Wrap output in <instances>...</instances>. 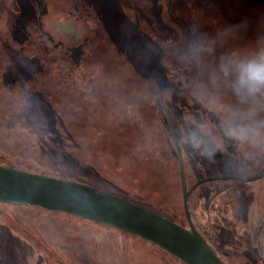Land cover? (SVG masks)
<instances>
[{"label": "rangeland", "instance_id": "obj_1", "mask_svg": "<svg viewBox=\"0 0 264 264\" xmlns=\"http://www.w3.org/2000/svg\"><path fill=\"white\" fill-rule=\"evenodd\" d=\"M258 50L264 0H0V164L85 183L184 223L159 96L171 89L165 107L189 156L195 127L179 128L175 101L239 104L228 92L208 95L207 73ZM257 133L255 144L227 140L229 157L198 153L186 165L209 159L221 166L209 177H253L264 171V127ZM191 195L193 220L225 264H264V179L208 182ZM0 210V264H181L66 214Z\"/></svg>", "mask_w": 264, "mask_h": 264}, {"label": "water", "instance_id": "obj_2", "mask_svg": "<svg viewBox=\"0 0 264 264\" xmlns=\"http://www.w3.org/2000/svg\"><path fill=\"white\" fill-rule=\"evenodd\" d=\"M169 6L168 2L167 10ZM161 107L177 154L186 227L91 185L28 172L5 164H0V203L62 212L95 222L157 247L182 264H224L214 247L195 228L188 209V197L203 183L226 180L249 183L264 179V171L250 178H205L187 189L180 145L162 102Z\"/></svg>", "mask_w": 264, "mask_h": 264}, {"label": "clouds", "instance_id": "obj_3", "mask_svg": "<svg viewBox=\"0 0 264 264\" xmlns=\"http://www.w3.org/2000/svg\"><path fill=\"white\" fill-rule=\"evenodd\" d=\"M220 72L226 78L231 77L232 93L240 105L246 106V110L233 109L213 100L212 107L215 111L227 113L224 134L240 143H257V129L264 127V119H257L258 113L264 111V50L222 63ZM206 135H209L207 130L197 125L189 133V140L196 147L205 145L203 154L211 157L214 152L207 147L204 139Z\"/></svg>", "mask_w": 264, "mask_h": 264}, {"label": "flooded vegetation", "instance_id": "obj_4", "mask_svg": "<svg viewBox=\"0 0 264 264\" xmlns=\"http://www.w3.org/2000/svg\"><path fill=\"white\" fill-rule=\"evenodd\" d=\"M207 74H208L207 80L203 86V89L205 88V86H207V88L210 90V92H208V95L213 94V96H214L218 92H228V96L230 93L233 94L231 91V88H230V80L231 79L228 81L227 78L224 77L223 74L219 70H215L214 67H212L211 71H209ZM227 85H229V86H227ZM170 90L171 89H169V88H165L161 92V94L159 96L160 107H161V102H162L163 106L165 107V101L167 99V95L169 96V94H170ZM196 95H197L196 96L197 100L201 101V99H202V98H200L201 96L198 93ZM202 100H204V99H202ZM171 102H172V100H171ZM208 103H210V102H208ZM208 103L205 106L203 101H201V102H199V104L197 103V105H193V106L191 105L190 106L191 108H188L186 106L183 107L182 100L179 99V100L175 101L176 112L178 113L177 119L180 121L179 124L181 125V127H179V128L182 131H183L184 126H185L183 121H186V122L190 121L189 123L193 124V126L195 128L197 125H201L209 133V135H206L204 137V139L206 141L207 147L214 152V155H212L211 157H208V156L203 154L205 145H201L200 147H196V146H194L193 143H192V145L194 147L192 148L191 152L189 153V156H187V154L185 156L184 150H183V145H182V139H183L182 134L183 133H179V136H178V134L176 132V129L178 126L174 121L173 112L168 111V109L165 107L166 111L169 114L170 120H171L172 125H173V130L177 136V139H178V142L180 145V149H181V153H182V160H183V172H184V177H185V183H186V180L188 182L192 183L189 186L186 184L187 189L202 179L210 178L207 174L210 169H217V168L221 167L220 164L211 166L210 160L208 159V166H205V168L203 165H201L199 169H197V167L193 168L189 163V167H188V169H186L187 167H185V164H186L187 158H189V159H191V157L194 158L193 156L198 154V153L201 156L202 155L206 156L207 158L229 157V154H227V153L224 154V152H223L224 147H225V142L227 140H231V141L235 142L236 144L240 143L239 141L233 140L224 134V129L226 127L225 119L227 117V113H223V115L221 117H219V115L213 110V107L211 108V106ZM232 105H235V103L234 102L228 103L226 106L231 107ZM161 109H162V107H161ZM235 109L246 110V106L237 104V105H235ZM162 111H163V109H162ZM163 113H164V116H165V119L167 122V126H168V121H167L165 112L163 111ZM168 129H169V126H168ZM169 132H170V130H169ZM170 135H171V132H170ZM217 144H219V147H217ZM175 153H176V150H175ZM201 156H200V158H201ZM176 160H177V154H176ZM177 168H178V161H177ZM196 169H197V171H196ZM199 170H200V173H199ZM195 171L197 172V174L195 173ZM178 172H179V169H178ZM197 175H199V176L201 175V176L199 178H196ZM224 177H228V176H224ZM179 179H180V177H179ZM230 181H232V180H230ZM212 182H215V181H212ZM232 182L240 183V182H236V181H232ZM180 186H181V183H180ZM199 186L196 187L191 192V194L195 190H197L199 188ZM191 194L189 195V197L191 196ZM181 196H182V193H181ZM189 197H188V199H189Z\"/></svg>", "mask_w": 264, "mask_h": 264}, {"label": "trees", "instance_id": "obj_5", "mask_svg": "<svg viewBox=\"0 0 264 264\" xmlns=\"http://www.w3.org/2000/svg\"><path fill=\"white\" fill-rule=\"evenodd\" d=\"M231 107H233V105L231 106ZM219 117H221V116H219ZM176 154V153H175ZM177 161V160H176ZM12 167H14V168H16V169H20V168H18V167H16V166H13L12 165ZM185 167H187L186 169H188V167H189V165H186L185 164ZM23 170V169H22ZM26 171H28V172H33V173H41V172H36V171H30V170H26ZM178 174H179V172H178ZM44 175H45V173H44ZM53 177V176H52ZM179 183H180V179H179ZM186 184L189 186L190 184H192V183H190V182H188L187 180H186ZM180 189H181V186H180ZM192 196V195H191ZM191 196L189 197V199H188V209H189V213H190V215H191V218H192V221H193V224H194V226H195V228L198 230V232L200 233V234H202L204 237H205V239H206V241L210 244V245H212L211 243H210V241L207 239V237H206V235L204 234V232H202L201 231V229H199L200 227H198V225L194 222V220H193V217H192V212H191V209H190V204H191V201H190V198H191ZM182 197V196H181ZM2 204V203H1ZM10 205V204H9ZM12 206H15V207H23V208H31V209H34V210H45V211H47V212H50V213H53V214H65V213H62V212H54V211H48V210H46V209H35V208H33V207H30V206H16V205H12ZM182 211H183V206H182ZM0 212H1V210H0ZM155 213V212H154ZM67 215V214H66ZM68 216H70V215H68ZM183 216H184V219H185V215H184V211H183ZM71 217H73V218H75L74 216H71ZM76 219H78V218H76ZM78 220H81V219H78ZM169 220H171V221H173V222H175V223H177V224H179V225H181V226H183V227H186L187 226V222H186V219H185V221H184V223H179V222H177V221H175V220H172V219H169ZM83 221H87V220H83ZM87 222H91V223H94V224H96V225H98V226H100V227H103V226H101V225H99V224H97V223H95V222H92V221H87ZM183 224H185V225H183ZM104 228H108V227H104ZM108 229H112V228H108ZM112 230H115V229H112ZM116 231H118V230H116ZM24 237H26V238H28L30 241L31 240H33V238L35 239V237H34V235L31 233V231L30 230H28V229H26V230H22V231H19ZM119 232V231H118ZM119 233H121V232H119ZM127 235V236H129V237H131V238H135L136 240H138V241H142V240H140V239H138V238H136V237H134V236H132V235H130V234H126V233H121V235ZM144 242V241H143ZM38 243H40L39 241H38ZM41 244V243H40ZM213 246V245H212ZM216 250V249H215ZM216 252H217V250H216ZM164 254L166 255V256H168L172 261H177V260H175V259H173V258H171L166 252H164ZM217 255L221 258V260L223 261V259H222V257L219 255V253L217 252ZM177 262H179V261H177ZM179 263H181V262H179ZM223 263L225 264V262L223 261ZM182 264V263H181Z\"/></svg>", "mask_w": 264, "mask_h": 264}]
</instances>
